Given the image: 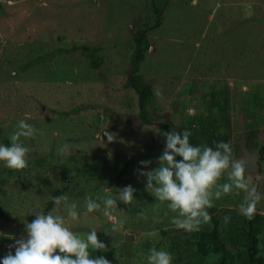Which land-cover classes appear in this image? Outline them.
Returning <instances> with one entry per match:
<instances>
[{"label": "rangeland", "instance_id": "374dc122", "mask_svg": "<svg viewBox=\"0 0 264 264\" xmlns=\"http://www.w3.org/2000/svg\"><path fill=\"white\" fill-rule=\"evenodd\" d=\"M139 28L148 43L138 73L153 94L150 125L139 120L126 83ZM20 120L38 132L21 138L27 168L0 162V207L12 218H0V260L14 254L9 245L26 237L34 212L51 211L46 202L64 189L80 214L70 221L62 209L67 226L80 238L96 228L107 247L90 249L93 258L147 264L155 247L179 264L172 235L190 233L173 230L175 214L144 190L137 170L148 169L139 162L154 168L172 130L190 131L194 146L231 142L234 158L251 162L246 179L261 193L264 213V0H0V144ZM64 145L70 154L60 153ZM127 185L136 189L133 203L117 201L105 217L97 198H117ZM244 195L214 200V215L223 223L230 217L225 230L238 225ZM86 196L101 208L84 215Z\"/></svg>", "mask_w": 264, "mask_h": 264}, {"label": "clouds", "instance_id": "9594fccd", "mask_svg": "<svg viewBox=\"0 0 264 264\" xmlns=\"http://www.w3.org/2000/svg\"><path fill=\"white\" fill-rule=\"evenodd\" d=\"M179 127V124H176ZM38 130L31 124L20 120L9 135V145L0 144V162L4 167L21 171L28 167L27 155L30 151L23 145L21 138H33ZM109 141L114 139L105 133ZM165 147L157 158V166L149 169L152 161H140L143 169L138 175L145 178L144 190L153 196L159 204H166L174 213L172 224L186 233L199 231L209 224L211 214L208 209L214 206V200L225 195L243 192L239 213L247 220L254 219L262 195L255 185L246 179V171L251 166L248 159H235L231 142H218L215 148L208 145L194 146L190 143L191 132L168 131L164 134ZM61 154H70L68 146L59 149ZM180 157V159H177ZM226 174L227 182L219 183ZM136 189L127 185L119 189L117 198L111 195L99 197L104 205V216L109 217L117 207V201L125 205L133 203ZM91 196L84 199V215L101 208V203ZM54 207L48 213L34 212L35 219L26 223V237L15 239L9 245L14 248L0 260V264H111L104 256L92 257V251H107L106 245L97 236V229L91 228L84 238H80L66 224L63 209L70 221H78L77 203L69 202L67 196L52 198ZM33 213V212H32ZM264 214V213H262ZM230 217H224L227 225ZM122 223V222H121ZM112 231H118L114 225ZM107 234V233H106ZM153 237L158 232L150 233ZM173 256L166 250L149 249L147 264H172Z\"/></svg>", "mask_w": 264, "mask_h": 264}, {"label": "trees", "instance_id": "16d2710c", "mask_svg": "<svg viewBox=\"0 0 264 264\" xmlns=\"http://www.w3.org/2000/svg\"><path fill=\"white\" fill-rule=\"evenodd\" d=\"M143 30L145 28H139L137 30L139 36L134 39L135 52L130 70L126 76V83L136 95L137 116L139 120L150 125L151 116L147 109L151 104L153 94L151 88L138 73V63L142 61L143 51L148 47V43L143 36ZM83 48L87 49L86 46ZM98 64V61H94L91 66L96 67ZM166 125L167 123L164 122L161 124V127L165 129ZM5 143L7 145L10 144V142ZM177 159H180V157H177ZM63 191L64 189L55 191L52 198L61 196ZM52 198L46 202L45 210H48L52 206ZM213 210L214 207L208 209L211 214L210 229H200L199 231L190 232L187 238H181L179 233H173L171 247H174L173 252L175 251V253L180 248L177 251L179 253L177 258L180 261V258L183 259L179 264H264V216L258 211L252 220H247L244 216H238V225L232 226L231 221L227 226V230H225V224L220 221L219 216L214 215ZM0 218L4 221L12 220L1 207ZM173 230L179 232L181 229L176 228ZM160 233L166 235V231L164 230H161ZM209 254H217L218 256L215 260L207 262L204 258ZM192 256L195 258H191Z\"/></svg>", "mask_w": 264, "mask_h": 264}]
</instances>
